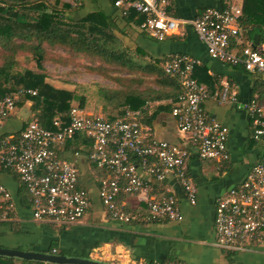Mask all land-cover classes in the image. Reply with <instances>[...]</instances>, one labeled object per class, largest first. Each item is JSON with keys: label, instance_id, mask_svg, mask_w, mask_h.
I'll list each match as a JSON object with an SVG mask.
<instances>
[{"label": "built area", "instance_id": "1", "mask_svg": "<svg viewBox=\"0 0 264 264\" xmlns=\"http://www.w3.org/2000/svg\"><path fill=\"white\" fill-rule=\"evenodd\" d=\"M220 8H207L190 21L210 59L231 66H242L264 78V29L259 46H246L240 52L231 50L240 43L239 19L243 0H223ZM171 0H115L118 8H132L143 16L140 29L163 41L177 32L180 20L168 13ZM201 61L184 55H171L163 65L165 74L178 79L182 93L172 105L171 115L177 130L185 136L202 160L222 166L230 159L229 130L203 108L210 97L206 87L196 81L194 72ZM20 90L13 97L0 100V130L26 94ZM220 104H236L246 111L254 141L264 146V106L257 100L240 102L228 83H222L217 94ZM141 111L126 110L124 117L108 121L99 115L73 107L68 114L52 120L50 129L29 121L19 136H0V174L13 172L24 185L32 205L33 222L58 228L78 224L90 209L89 194L79 187L75 162L62 159L59 152L76 136L91 141L87 160L106 176L100 180L99 197L109 216L121 224L136 219L117 204L120 194L138 196L146 205L149 223L181 221L173 195L158 191L163 180L172 176L182 188L190 205L197 201V186L188 174L189 150L186 147L157 141L143 126ZM0 200L7 204L2 220L15 214L11 194L0 181ZM215 244L226 251L241 252L252 241L264 240V155L243 181L215 201ZM55 250H53V254Z\"/></svg>", "mask_w": 264, "mask_h": 264}, {"label": "crops", "instance_id": "2", "mask_svg": "<svg viewBox=\"0 0 264 264\" xmlns=\"http://www.w3.org/2000/svg\"><path fill=\"white\" fill-rule=\"evenodd\" d=\"M114 1L83 0L79 11L73 15L81 19L91 13L105 14L116 25L114 33L118 39L135 54V58L155 61L160 65L175 54L199 59L202 64L196 68L194 78L206 87L210 95L203 108L228 128L230 159L222 166L200 159L196 149L189 146L185 136L177 130L170 111L161 109L151 122L146 120L142 124L150 130L154 140L189 150L188 174L197 186L196 204L190 205L178 182L168 176L158 191L175 197L182 220L149 223L146 221L149 214L146 205L140 202L138 196L120 194L117 204L125 212L136 216L131 223L121 224L109 216L99 197V183L106 174L97 171L87 160L86 150L89 149L86 146L81 147L82 151L75 152L72 148L66 149L69 142L59 155L66 161L75 162L79 187L88 192L90 209L78 224L66 228L33 222L32 205L24 185L13 172H3L0 181L11 194L16 210L10 220H2L0 215V247L18 250L24 247L35 252L53 248L110 264H264V240L250 242L248 248L241 252L226 251L215 244L216 199L238 186L264 155V146L252 138L246 111L236 104H220L217 97L222 83H228L240 102L255 99L264 106V78L246 71L242 66L210 59L190 25V21L205 9L220 8L224 1L171 0L168 13L180 20V25L176 33L163 41L140 29L143 16L132 8L116 7ZM60 2L71 6L75 4V0ZM262 39L263 34L249 38L247 33H242L240 43L236 46L233 42L231 50L238 53L248 45L257 47ZM15 109L5 120L0 136L21 133L29 122L27 113Z\"/></svg>", "mask_w": 264, "mask_h": 264}, {"label": "trees", "instance_id": "3", "mask_svg": "<svg viewBox=\"0 0 264 264\" xmlns=\"http://www.w3.org/2000/svg\"><path fill=\"white\" fill-rule=\"evenodd\" d=\"M82 1L75 0L71 6L60 0H0V100L13 97L20 90L36 92L35 95L26 93L16 106L21 108L29 103V121L48 129L52 127V120L69 113L74 107L72 103L83 108L85 98L81 93L57 89L47 82L48 75L42 71V64L50 60L65 66L73 64L88 74L113 82L114 87L96 89L104 112L108 110L105 117L108 121L123 118L126 110H140L142 123L151 122L161 109L171 113L169 101H175L182 88L177 78L165 74L162 64L166 60L160 65L135 58L114 33L116 25L103 13L76 19L73 14L79 11ZM45 9L49 13H45ZM239 26L249 38L263 34L264 0H243ZM59 50L65 56H61ZM20 58L33 59L43 74L25 67L17 71ZM80 59L85 62L76 64ZM85 146L90 149L91 141L79 136L67 144L66 149L80 152ZM6 210L7 204L0 200V215ZM53 250L50 248L44 253L53 254ZM53 255L89 259L65 250H55ZM0 264L44 263L0 257Z\"/></svg>", "mask_w": 264, "mask_h": 264}, {"label": "rangeland", "instance_id": "4", "mask_svg": "<svg viewBox=\"0 0 264 264\" xmlns=\"http://www.w3.org/2000/svg\"><path fill=\"white\" fill-rule=\"evenodd\" d=\"M45 13H49V10H44ZM61 56H65V54L60 51ZM20 65L16 68L17 71H21L24 67L30 68L37 74H43L42 71L47 73V82L52 84L57 89H65L69 91L76 90L78 93H81L85 98V104L83 108H80L77 103H72V106L79 107V109L83 110L86 113H90L93 115H99L102 117H106L107 112L103 110L102 102L98 101L96 96L97 87H114L113 82L106 80L98 75L88 74L83 71L81 68L77 66H73V64L65 66L63 64L55 63L54 61L45 60L42 64L43 70L41 71L35 66L33 59H22L19 60ZM83 59L76 61V64L84 63ZM18 112H25L28 114L29 118L31 117L29 111V103H24L21 108L15 107ZM115 114V113H114ZM54 226V225H52ZM23 251H29V248H22ZM96 261V260H95ZM99 262V261H97Z\"/></svg>", "mask_w": 264, "mask_h": 264}, {"label": "water", "instance_id": "5", "mask_svg": "<svg viewBox=\"0 0 264 264\" xmlns=\"http://www.w3.org/2000/svg\"><path fill=\"white\" fill-rule=\"evenodd\" d=\"M0 257L21 259L25 261L39 262L44 264H110L97 262L90 259L53 255L44 252L23 251L0 247Z\"/></svg>", "mask_w": 264, "mask_h": 264}]
</instances>
